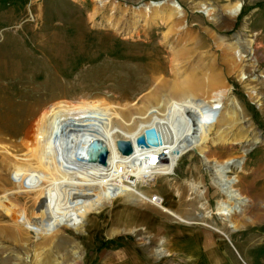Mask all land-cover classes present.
I'll list each match as a JSON object with an SVG mask.
<instances>
[{
    "label": "rangeland",
    "instance_id": "374dc122",
    "mask_svg": "<svg viewBox=\"0 0 264 264\" xmlns=\"http://www.w3.org/2000/svg\"><path fill=\"white\" fill-rule=\"evenodd\" d=\"M175 1L185 9L184 25L168 17V0H114L113 8L98 0H0V57L8 68L0 80V112L11 117L3 118L9 125H20L11 137L16 142L35 134L40 139L47 114L62 107L105 127L106 147L119 153L116 140H130L125 130L139 134L156 117L174 124L171 112L179 105L205 103L220 89L227 93L217 115L210 119L207 113L202 121L212 123L200 133L208 151H185L166 175L144 181L131 176V198L114 191L81 220L71 221L52 183L37 176L46 171L40 143L30 139L26 150L15 153L5 135L0 264H145L150 256H173L166 251L185 225L200 228L201 241L209 230L216 242L264 256V46L245 23L264 0ZM159 2L161 12L144 15V5ZM195 2L216 9L217 23ZM236 2L242 8L229 17L224 9ZM248 45L253 53L241 68L233 51ZM187 76L191 97L178 95ZM250 87L259 98L251 99ZM246 125L252 132L240 139ZM18 166L26 169L18 172ZM227 179H237L233 192L247 199L230 220L217 213L219 201H231L217 183ZM157 195L159 202L152 200Z\"/></svg>",
    "mask_w": 264,
    "mask_h": 264
},
{
    "label": "bare ground",
    "instance_id": "6f19581e",
    "mask_svg": "<svg viewBox=\"0 0 264 264\" xmlns=\"http://www.w3.org/2000/svg\"><path fill=\"white\" fill-rule=\"evenodd\" d=\"M98 1L100 7H104L106 3H110L113 8L115 4L114 0ZM163 2L148 3L142 7V12L144 15L152 11L161 12V7L159 6ZM168 3L170 7L168 17L173 16L182 19L185 15V9L179 3L176 4L172 0H168ZM193 5L197 11L203 12L211 21L217 23L216 9L202 2H195ZM241 8L242 3L236 2L233 6L224 9V12L229 17H234L239 13ZM182 22L183 19L174 21L173 23L182 25ZM252 53L251 45H248L244 51L240 49L233 51L234 58L239 65ZM240 66L241 68L243 67V65ZM7 69L6 59L1 56L0 80L6 79V74H8ZM1 73H4V75ZM260 77L264 80V75ZM245 78L246 75L241 72L240 79L243 80ZM190 82L191 78L189 76L185 77L183 83H185L186 88L180 91L178 95L185 94L183 97L192 96L189 94L191 91ZM248 92L251 99L260 97L259 93L251 87L248 89ZM226 96V90L220 89V92L215 97L208 99L205 103H200L199 105H179L171 114L174 115L176 124L179 122L185 125L183 130H179L178 124H171L164 118L156 117L155 119L169 125L172 131L171 142L165 143L163 146L139 148L135 144V137L138 133L125 130L126 134L130 137V140H127L132 144V152L130 153H123L119 150L117 146L119 139L116 140V148L119 153L114 149L107 148L106 143L110 138L107 135L105 127L86 119H78L62 107H57L47 114L43 127L44 132L40 139L35 134L30 136L27 142L23 143L11 139V137L20 133V125H9L6 121L7 119L4 120L3 118L11 117H8V115L6 117L5 112H0V142L6 139L5 135H9L8 144L15 150V153H21V151L26 150L32 139L37 143L39 142L41 147L40 149L37 147V150L39 149L38 151L41 153V160L46 171H36L37 176L39 175L42 179L52 183L55 194L61 203L60 206H62L63 211L69 219L71 221L81 220L85 219L88 213L100 207L103 201L110 199L114 191L127 199L131 198L134 191L128 181L132 180L131 176L135 177V181H144V178L149 179V177L166 175L185 151L193 148L199 150V152L208 151L200 141L202 140L200 133L206 131L208 128L210 129L212 123L207 122L206 124H202V121L207 118V113H210L208 117L210 119L214 115H217L219 105L223 103V99ZM183 97L175 99L179 100ZM230 101L233 103L235 109L242 112V106L234 97L230 98ZM177 112H182L183 114ZM242 117L245 119L244 116ZM153 121L145 127L153 125ZM247 124H249L248 120ZM244 131L240 139L247 138L251 134L252 128H250V125H246ZM8 144L7 146H9ZM175 147L179 148V155L174 154L173 149ZM102 152L104 155L103 159L100 156ZM163 152L164 154H162ZM24 169L26 168L18 166L17 170L18 172H22ZM221 181L219 180L217 183L221 185L222 193L226 194L232 202L219 201L217 213L223 215V219L230 220L233 214L242 212L243 205H245L247 199L242 196L240 191L233 192L237 179ZM140 194L143 193L140 192ZM146 199L152 203L153 199L151 200V197H146ZM160 200L158 197L153 201L159 202ZM178 217L182 219L181 216Z\"/></svg>",
    "mask_w": 264,
    "mask_h": 264
},
{
    "label": "crops",
    "instance_id": "0c3cea01",
    "mask_svg": "<svg viewBox=\"0 0 264 264\" xmlns=\"http://www.w3.org/2000/svg\"><path fill=\"white\" fill-rule=\"evenodd\" d=\"M245 23L247 30L255 33L258 42L264 46V7L256 8L248 14ZM259 45V46H260ZM178 219L177 213L171 211ZM182 220V219H180ZM181 239L167 254L173 256H150L146 258L145 264H264L263 257H254L248 248L238 243H232V248L226 246L224 241L216 242V237L211 231L205 235L204 241L200 240V228L185 225L180 231ZM159 250V249H158ZM264 255V251H263ZM121 261V259H120ZM137 262V258L135 259Z\"/></svg>",
    "mask_w": 264,
    "mask_h": 264
},
{
    "label": "water",
    "instance_id": "95a60500",
    "mask_svg": "<svg viewBox=\"0 0 264 264\" xmlns=\"http://www.w3.org/2000/svg\"><path fill=\"white\" fill-rule=\"evenodd\" d=\"M175 3H177L174 0ZM172 140V131L170 126L166 123L161 122L160 120L155 119L153 125L145 127L142 133L138 134L135 137V144L139 148H148V147H159L169 143ZM117 146L119 150L123 153L132 152V144L127 139H119L117 141ZM193 150H195L193 148ZM175 155H179L180 150L178 147L173 149ZM164 154V152L162 153ZM101 159H103V152L100 153Z\"/></svg>",
    "mask_w": 264,
    "mask_h": 264
},
{
    "label": "built area",
    "instance_id": "2783aa9c",
    "mask_svg": "<svg viewBox=\"0 0 264 264\" xmlns=\"http://www.w3.org/2000/svg\"><path fill=\"white\" fill-rule=\"evenodd\" d=\"M158 196V195H157ZM157 196H153V200H155L156 198H158Z\"/></svg>",
    "mask_w": 264,
    "mask_h": 264
}]
</instances>
